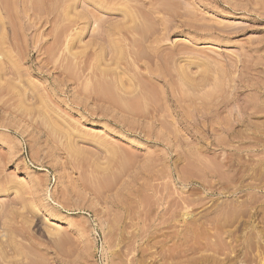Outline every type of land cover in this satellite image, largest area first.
<instances>
[{"label":"rangeland","instance_id":"1","mask_svg":"<svg viewBox=\"0 0 264 264\" xmlns=\"http://www.w3.org/2000/svg\"><path fill=\"white\" fill-rule=\"evenodd\" d=\"M0 264H264V0H0Z\"/></svg>","mask_w":264,"mask_h":264},{"label":"bare ground","instance_id":"2","mask_svg":"<svg viewBox=\"0 0 264 264\" xmlns=\"http://www.w3.org/2000/svg\"><path fill=\"white\" fill-rule=\"evenodd\" d=\"M2 2H3V1H2ZM37 2H38V1H37ZM3 3H4V2H3ZM3 3H2V4H3ZM39 4H40V3H39ZM38 7H39V6H38Z\"/></svg>","mask_w":264,"mask_h":264}]
</instances>
